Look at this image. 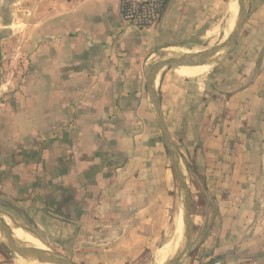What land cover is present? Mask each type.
<instances>
[{
	"label": "crops",
	"instance_id": "0c3cea01",
	"mask_svg": "<svg viewBox=\"0 0 264 264\" xmlns=\"http://www.w3.org/2000/svg\"><path fill=\"white\" fill-rule=\"evenodd\" d=\"M214 2L168 0L138 30L119 0H8L3 29L21 26L27 62L0 85V207L46 249L131 264L176 231L179 188L147 70L201 37ZM246 4L221 63L198 76L165 69L155 82L182 170L200 185L195 253L182 264H264V0ZM0 264L27 263L0 251Z\"/></svg>",
	"mask_w": 264,
	"mask_h": 264
},
{
	"label": "rangeland",
	"instance_id": "374dc122",
	"mask_svg": "<svg viewBox=\"0 0 264 264\" xmlns=\"http://www.w3.org/2000/svg\"><path fill=\"white\" fill-rule=\"evenodd\" d=\"M214 1L215 2L213 3L211 9L209 10L210 14L208 16L207 23L204 26V29L201 30V33L198 34L201 37L198 36L197 39L192 42V45L188 48L189 51H186L187 49L183 48V49H175L173 51L166 52L164 55H160V54L154 55L150 64H149L150 68L154 64L162 61L163 59L171 58V57H177V56H180V55H183L186 53H195V50H196V52L204 51V50H207L209 48H212V47L218 45L219 43H222L221 41L223 40L222 35L224 32V28H227L226 27L227 21L229 20V10L228 9H229L230 3H232L233 0H214ZM7 3H8V0H0V18H1L0 19V30L6 31L4 33L6 36H8V37H5L8 39H4L5 57L3 59V64H4L5 74H4V79L2 78V81H0V85L1 84L7 85L8 80L14 81L15 79H18V75H20V76L22 75V72H21V70L23 69L22 67L27 62L26 61V50H25L26 49L25 48L26 40L24 39L23 31H21V26L19 28H16V30H14V31H17L16 34H13V30L3 29L4 26L9 24L8 22H12V19L10 18V11L7 9V6H6ZM218 24H219V27H218ZM213 26L215 27L216 31L219 32V35L214 39H208L207 35H206L207 31L210 29H213ZM207 41H209V42H207ZM228 54H229V50H225L223 52V54H221L218 57V61L216 62V64L213 67H215L216 65L221 63V61L223 59H225L228 56ZM149 69L147 70V72L149 71ZM166 69H167L166 71H169L173 74H175V70H177L176 67H171V68H166ZM11 86H12V83H10L7 87H11ZM4 91L9 92V90H4ZM0 93H2V92H0ZM188 172H190V171H188ZM174 174H175V172H174ZM175 177H176V182H177V185L179 188V204H180V208H181V214L184 213V216H185L183 191L180 187V184H179V181L177 179L176 174H175ZM189 184L192 187V191H194V193L192 194V209H191L192 214H194L197 211V203H199L200 201H198V199L196 198L197 192L194 189L195 186L192 183L191 179H190ZM3 210L4 209L2 207H0V214L1 215H3V216L7 215L11 218V220L13 219L14 221H16L13 217H11L7 213H5ZM14 226H16V224H14V223L10 224V227H14ZM184 233H185V225H184ZM193 233H194V225H193ZM28 234L30 236H32L34 238V240L36 242H38L39 244H42L43 246L45 245L44 243H42V241H40V239H38L35 236L34 233L29 231ZM175 237H176V231H172L170 233V236L166 240H164L163 243L164 242L166 243L169 241L170 238L174 239ZM183 238H184V234H183ZM0 242L3 243L1 239H0ZM163 243H161V245L159 247H156L151 251H147L146 253H144L143 257L140 260H138L135 263H131V264H155V260H154L155 254H156L158 248H160ZM50 248L52 249L53 252L63 256L64 258H66L71 263L77 264V263H74L72 261V256L69 253L68 249H61V248H54V247H50ZM194 253L195 252L192 250V242H191L189 249L186 251V254L182 257V260L184 259V257H186L188 255H194ZM16 255H18L19 257H22V259H23V256L19 255L18 253H16ZM182 260H181L180 264H182Z\"/></svg>",
	"mask_w": 264,
	"mask_h": 264
},
{
	"label": "water",
	"instance_id": "95a60500",
	"mask_svg": "<svg viewBox=\"0 0 264 264\" xmlns=\"http://www.w3.org/2000/svg\"><path fill=\"white\" fill-rule=\"evenodd\" d=\"M238 6H239V12H238V17L236 21L235 28L233 32L231 33L230 37L222 42L219 43L218 45L204 50L200 52H195V53H186L177 57H171V58H166L163 59L162 61L154 64L148 71L147 73V81H148V89H149V94L154 102L157 112H158V117L161 123V128H162V133H163V138L166 143V146L169 150L173 165H174V171L176 173V176L178 178L180 187L183 191V197H184V210H185V216H184V225H185V233H184V244L183 247L177 252V254L170 259L166 264H180L182 257L186 254V251L189 249L192 238H193V217H192V191H191V186L189 184L188 179L186 178L182 166H181V159L179 157L178 151L176 149V146L172 140V137L170 135V132L166 126V123L164 121V117L162 114L161 106H160V101L159 97L155 88V82L156 79L158 78V75L165 70L166 68H171V67H180L184 65H191V66H200L204 65L208 62L211 61H218V57L216 59V56L219 54V52H224L225 50H231V48L235 45L237 42L238 38L240 37L245 19H246V14H247V4L245 5L246 0H237ZM1 59H2V54L0 52V75H1ZM13 223L16 224L18 227H22L26 229L21 224L16 223L12 219ZM0 222L3 224L4 227L8 230L4 233V237L6 240H2V242L13 252L18 253L19 255L24 257V253L31 251V252H36L40 251L53 259L57 264H73L70 261H68L66 258L63 256L56 254L55 252L52 251L50 247L47 245V249H40L36 247H31V246H26L23 245L22 242L17 240L12 234H11V227L5 220V217L0 214ZM2 227V226H1ZM4 229V228H3ZM28 230V229H26ZM30 231V230H28ZM32 232V231H30ZM34 233V232H32ZM35 234V233H34ZM36 235V234H35Z\"/></svg>",
	"mask_w": 264,
	"mask_h": 264
},
{
	"label": "bare ground",
	"instance_id": "6f19581e",
	"mask_svg": "<svg viewBox=\"0 0 264 264\" xmlns=\"http://www.w3.org/2000/svg\"><path fill=\"white\" fill-rule=\"evenodd\" d=\"M245 5H246V2H245ZM228 10H229V20L227 21V26H226L227 28H224V32L222 35L223 40L221 42L226 41L230 37L232 31L235 28L237 17H238V12H239V6L237 4V0H233L232 3H230ZM218 27H219V24H218ZM206 35L208 39H214L219 35V32L216 31L215 27L213 26V29L208 30ZM186 51H189V50H186ZM221 54H223V51L219 52V54L216 56V59ZM215 64H216V61H211V62L206 63L205 65H200V66L184 65L187 67L180 66L176 68H179L186 74L199 75V74L208 72L210 69H212V67ZM158 80H159V76L156 79V84L158 83ZM4 217L9 225L13 223V221L11 220L9 216L6 215ZM11 228H12L11 234L17 240L22 242L23 245L31 246V247L34 246L40 249H46L45 246L36 242L34 238L28 234L29 232L28 230L22 227H18V226H14ZM5 230L6 232L8 231L6 227H4L3 224L0 222V238L2 240H6L4 237ZM183 234H184V213H182L178 219L177 227H176V237L174 239L170 238L171 240L170 239L169 241L167 240L168 242H166L160 248H158L155 254V259H154L155 264H166L170 259H172L177 254V252L183 247V244L185 241V238H183ZM23 255H24L23 258L25 259L27 264H57L53 259H51L50 257H48L47 255H45L44 253L40 251H36V252L28 251V252H25Z\"/></svg>",
	"mask_w": 264,
	"mask_h": 264
},
{
	"label": "built area",
	"instance_id": "2783aa9c",
	"mask_svg": "<svg viewBox=\"0 0 264 264\" xmlns=\"http://www.w3.org/2000/svg\"><path fill=\"white\" fill-rule=\"evenodd\" d=\"M167 1L119 0V10L128 25L138 30H150L160 20Z\"/></svg>",
	"mask_w": 264,
	"mask_h": 264
},
{
	"label": "trees",
	"instance_id": "16d2710c",
	"mask_svg": "<svg viewBox=\"0 0 264 264\" xmlns=\"http://www.w3.org/2000/svg\"><path fill=\"white\" fill-rule=\"evenodd\" d=\"M188 170L190 171L191 174L197 172L196 169H195L194 167H190ZM191 181H192V183L194 184V186H195L196 188H198V189L200 188V185H199L194 179H192ZM0 251H1L2 253L6 254V255H11V254L13 253L12 250H10L5 244H3V243H1V242H0ZM194 252H195V251H194Z\"/></svg>",
	"mask_w": 264,
	"mask_h": 264
}]
</instances>
